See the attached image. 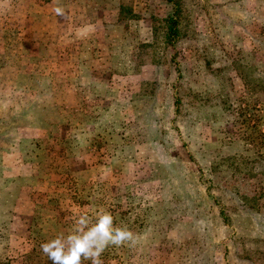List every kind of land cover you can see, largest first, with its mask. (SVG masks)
Here are the masks:
<instances>
[{
    "label": "rangeland",
    "instance_id": "rangeland-1",
    "mask_svg": "<svg viewBox=\"0 0 264 264\" xmlns=\"http://www.w3.org/2000/svg\"><path fill=\"white\" fill-rule=\"evenodd\" d=\"M104 211V264H264V0H0V264Z\"/></svg>",
    "mask_w": 264,
    "mask_h": 264
},
{
    "label": "clouds",
    "instance_id": "clouds-1",
    "mask_svg": "<svg viewBox=\"0 0 264 264\" xmlns=\"http://www.w3.org/2000/svg\"><path fill=\"white\" fill-rule=\"evenodd\" d=\"M57 16L65 10L57 6ZM140 237L127 226H120L111 212L98 213L95 218L87 213L74 217L71 230L41 244L42 253L50 264H104L103 254L110 247L135 248Z\"/></svg>",
    "mask_w": 264,
    "mask_h": 264
},
{
    "label": "trees",
    "instance_id": "trees-1",
    "mask_svg": "<svg viewBox=\"0 0 264 264\" xmlns=\"http://www.w3.org/2000/svg\"><path fill=\"white\" fill-rule=\"evenodd\" d=\"M179 17H180V13L178 12V10L175 11V13L170 16L169 18L166 19L167 23L170 25V28L172 30V32L169 34V36L174 37V39H176V37H179L180 32L178 30V26H179ZM173 35V36H172ZM221 163H216L213 170L215 172H218L219 169H221L222 164L224 163L223 160H221Z\"/></svg>",
    "mask_w": 264,
    "mask_h": 264
}]
</instances>
